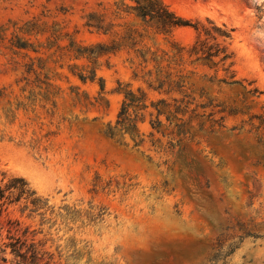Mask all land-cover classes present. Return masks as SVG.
Instances as JSON below:
<instances>
[{
  "label": "rangeland",
  "instance_id": "1",
  "mask_svg": "<svg viewBox=\"0 0 264 264\" xmlns=\"http://www.w3.org/2000/svg\"><path fill=\"white\" fill-rule=\"evenodd\" d=\"M160 1L192 24L212 21L231 31L236 79L259 91L249 115H263L264 0ZM121 3L132 4L0 0V172L25 178L57 211L68 206L81 213L68 224L72 232L59 225L51 232L55 244L47 248L55 264H65L73 249L82 257L72 264H264V168L244 158L239 143L244 136L231 130L247 117L227 118L225 129L210 136L178 135L165 116L154 129L152 103L168 97L134 76L127 50L99 58L95 82L74 75L92 64L76 56L71 43L109 42L84 26L85 17L112 18ZM197 35L183 27L170 38L150 35L145 44L188 48ZM29 67L47 74L49 100L40 95L42 85ZM119 84L147 97V108L138 114V145L127 134L110 139L104 133L122 107ZM8 218L18 214L10 209L1 226ZM69 237L76 244L65 249ZM56 245L63 246L61 260ZM0 264L16 262L7 253Z\"/></svg>",
  "mask_w": 264,
  "mask_h": 264
},
{
  "label": "trees",
  "instance_id": "2",
  "mask_svg": "<svg viewBox=\"0 0 264 264\" xmlns=\"http://www.w3.org/2000/svg\"><path fill=\"white\" fill-rule=\"evenodd\" d=\"M130 2V6L121 3L112 12V18L98 13L85 17L84 26L107 36L109 42L89 47L71 43L69 49L92 64L86 73L74 75L82 82H95L97 60L127 50L133 56L130 62L135 67L134 76L141 77L149 89L168 97V100L152 103L157 115V120L152 123L154 129L162 126L159 118L165 116L167 122L175 123L178 135H191L196 131L210 136L220 128L225 129L227 118L245 116L247 119L231 130L237 132L236 136H244L239 142L244 158L253 161V166L264 168V114L249 115L250 103L259 91L236 79L234 52L230 48L231 31L212 21L207 25L192 24L175 15L160 0ZM127 17L131 21H125ZM183 27H191L198 34L195 43L188 48L174 43L169 50H161L145 44L150 35L170 38L176 29ZM29 70L42 85L39 87L43 90L40 95L49 100L52 93L47 74L30 67ZM206 70L213 71V75L210 76ZM220 72L223 76L219 75ZM41 75L45 81H41ZM98 82L104 91L102 80ZM119 86L124 95L122 107L116 123L108 124L104 133L110 139L127 134L136 143L138 114L147 108V97L140 89L134 92L128 85ZM234 87H239L235 94L224 93V88ZM217 114L223 115L221 123L215 120ZM10 209L18 214V218H8L6 227L0 224V255L10 253L16 264H55V253L47 248L49 243V248L55 244L51 232L58 225L72 232L73 227L68 224H74L81 216L79 211H72L68 206L59 207L57 211L49 199L38 194L25 178L0 172V218L8 215ZM68 242L70 245L65 249L71 245L74 248V237H69ZM62 249L60 245L55 247L60 260ZM79 252L73 249L65 264L79 261L82 257L78 256Z\"/></svg>",
  "mask_w": 264,
  "mask_h": 264
}]
</instances>
